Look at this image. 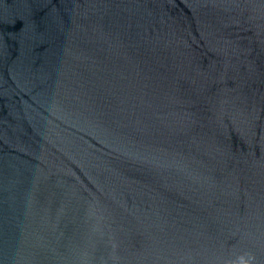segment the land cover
<instances>
[{
  "label": "water",
  "instance_id": "obj_1",
  "mask_svg": "<svg viewBox=\"0 0 264 264\" xmlns=\"http://www.w3.org/2000/svg\"><path fill=\"white\" fill-rule=\"evenodd\" d=\"M0 264H264V0H0Z\"/></svg>",
  "mask_w": 264,
  "mask_h": 264
}]
</instances>
